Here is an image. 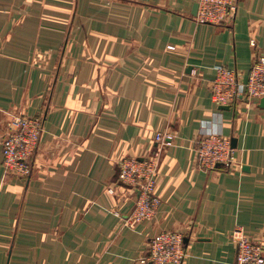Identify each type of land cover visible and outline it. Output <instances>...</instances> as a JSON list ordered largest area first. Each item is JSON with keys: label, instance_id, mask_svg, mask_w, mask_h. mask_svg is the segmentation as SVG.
Instances as JSON below:
<instances>
[{"label": "crops", "instance_id": "1", "mask_svg": "<svg viewBox=\"0 0 264 264\" xmlns=\"http://www.w3.org/2000/svg\"><path fill=\"white\" fill-rule=\"evenodd\" d=\"M196 0H0V264H139L163 231L185 234L183 264H236L232 234L264 244V108L212 100L215 67L246 81L264 0L231 25L199 24ZM173 49H170L172 48ZM43 115L27 177L6 174L14 116ZM161 154L151 222L123 227L139 195L119 164ZM234 141L235 170L197 168L201 134ZM116 190V195L109 189Z\"/></svg>", "mask_w": 264, "mask_h": 264}, {"label": "built area", "instance_id": "2", "mask_svg": "<svg viewBox=\"0 0 264 264\" xmlns=\"http://www.w3.org/2000/svg\"><path fill=\"white\" fill-rule=\"evenodd\" d=\"M239 0H196L194 20L199 24L231 25L235 19ZM253 63L246 81L235 68L215 67L216 78L210 84L213 102L218 106H234L246 98L258 103L264 99V52H259L255 40ZM170 49H173L170 48ZM43 115L14 116L8 121L7 133L2 140L3 166L6 174L27 177L31 173V159L35 154L44 129ZM171 136L157 133L156 151L142 159L129 158L119 164L118 182L138 189L132 212L123 220V227L132 228L151 222L158 214L161 200L156 194L158 171L163 150L170 145ZM196 165L203 172H213L222 165L235 170V149L231 140L220 133L201 134L196 148ZM116 195V190L109 189ZM237 247L236 264H264V244L254 241L242 229L232 234ZM185 234L181 231H163L151 240L148 253L139 264H183L187 257Z\"/></svg>", "mask_w": 264, "mask_h": 264}, {"label": "water", "instance_id": "3", "mask_svg": "<svg viewBox=\"0 0 264 264\" xmlns=\"http://www.w3.org/2000/svg\"><path fill=\"white\" fill-rule=\"evenodd\" d=\"M195 9H196V11H197V5L195 6ZM260 107H262V108H264V99H262L261 101H260ZM231 108V106H221V109L222 110H229ZM232 146L234 147L235 146V144H234V141H233V143H232ZM221 166V165H220Z\"/></svg>", "mask_w": 264, "mask_h": 264}, {"label": "rangeland", "instance_id": "4", "mask_svg": "<svg viewBox=\"0 0 264 264\" xmlns=\"http://www.w3.org/2000/svg\"><path fill=\"white\" fill-rule=\"evenodd\" d=\"M30 167H31V163H30Z\"/></svg>", "mask_w": 264, "mask_h": 264}]
</instances>
